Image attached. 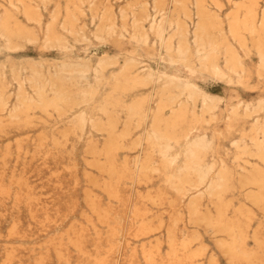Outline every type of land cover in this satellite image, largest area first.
Returning <instances> with one entry per match:
<instances>
[{
    "label": "rangeland",
    "instance_id": "obj_1",
    "mask_svg": "<svg viewBox=\"0 0 264 264\" xmlns=\"http://www.w3.org/2000/svg\"><path fill=\"white\" fill-rule=\"evenodd\" d=\"M0 100V264H264V0H0Z\"/></svg>",
    "mask_w": 264,
    "mask_h": 264
},
{
    "label": "bare ground",
    "instance_id": "obj_2",
    "mask_svg": "<svg viewBox=\"0 0 264 264\" xmlns=\"http://www.w3.org/2000/svg\"><path fill=\"white\" fill-rule=\"evenodd\" d=\"M238 24H239V23H238ZM177 25H178V24H177ZM153 26H154V25H153ZM159 27H161V26H159ZM184 28H185V27H184ZM198 28H199L200 32H204V26H203V25H201V27H198ZM152 29H153V28H152ZM152 29H151V31H152ZM158 30H159V28H158ZM183 30H184V29H183ZM197 31H198V30H197ZM8 32H9V31H8ZM158 32H159V31H158ZM160 33H162V32H160ZM157 34H159V33H157ZM179 34H180V32H179ZM159 35H160V34H159ZM181 35H182V33H181ZM162 36H163V35H162ZM179 36H180V35H179ZM202 36H203V35H202ZM184 37H185V36H184ZM207 37H208V35H207ZM183 39H184V38H183ZM200 39H201V38H200ZM169 40H170V39H169ZM201 40H202V39H201ZM201 40H200L199 42H201ZM166 41H167V40H166ZM181 41H182V40H181ZM196 41H197V39H196ZM213 41H214V40H213ZM168 42H169V41H168ZM184 42H186V41L184 40ZM184 42H183V43H184ZM160 43H161V42H160ZM180 44L182 45V43H180ZM202 44H203V43H201V44H199V45H202ZM208 44L211 45L210 47L208 46L209 48H212V47L215 46L214 44H211V43H208ZM168 45H169V43H168ZM199 45H198V46H199ZM170 46H171V45H170ZM65 47H66V46H65ZM164 47H165V46H164ZM181 47H183V49H184V46H181ZM185 47H186V46H185ZM187 47H188V46H187ZM201 47H202V46H201ZM203 47H204V46H203ZM168 48H169V47H168L167 44H166V49H168ZM198 48H199V47H198ZM169 49H170V48H169ZM181 49H182V48H181ZM185 49H186V48H185ZM201 50H202V49H201ZM213 50H214V49H213ZM168 51H169V50H168ZM181 51H182V50H181ZM199 51H200V50H199ZM209 51H210V49H209ZM183 52H184V50H183ZM212 52H213V51H212ZM177 53H178V50H177ZM199 53H200V52H199ZM204 53H205V52H204ZM167 54H168V53H167ZM188 54H189V53H188ZM201 54H202V53H201ZM178 55H179V54H178ZM204 55H205V54H204ZM202 56H203V55H202ZM202 56H201V57H202ZM207 56H208V55H207ZM205 57H206V56H205ZM205 57H204V59H206ZM185 58H186V57H184V59H185ZM208 58L210 59V57H208ZM176 59H177V58H176ZM204 59H203V60H204ZM199 60H200V57H199ZM173 61H174V60H173ZM207 62H209V61H207ZM108 64H109V63H107V65H108ZM102 65H103V68H104V62L102 63ZM203 65H204V64H203ZM206 65H207V64H206ZM105 66H106V65H105ZM127 67H128V66H127ZM79 68H80V67H79ZM82 68H83V67H81V69H82ZM101 68H102V67H101ZM101 68H100V69H101ZM131 68H132V67H131ZM69 69H70V68H69ZM72 69H73V67H72ZM84 69H85V68H84ZM86 69H87V68H86ZM208 69H209V68H208ZM61 70H64V69L61 68ZM73 70H74V69H73ZM73 70H72V71H73ZM75 70H77V67H75ZM79 70H80V69H78V71H79ZM72 71H71V72H72ZM82 71H83V70H82ZM102 71H103V70H102ZM60 72H61V71H60ZM84 72H85V71H84ZM86 72H87V74H88V70H87ZM36 73H37V72H36ZM54 73H55V72H54ZM62 73H64V72H62ZM73 73H76V72H73ZM77 73H79V72H77ZM81 73H82V72H81ZM81 73H79V75H80ZM102 73H103V72H102ZM94 74H95V73H94ZM98 74H99V73H98ZM122 74H123V73H122ZM122 74H121V75H122ZM152 74H153V73H152ZM37 75H38V74H37ZM70 75H71V73H70ZM79 75H77V76H78V77H77L78 79L80 78ZM150 75H151V74H150ZM60 76H61V75H60ZM151 76H152V75H151ZM82 77H83V76H82ZM97 77H98V76H97ZM40 78H41V77H40ZM85 78H86V76H85ZM148 78H150V77H148ZM40 80H41V79H40ZM146 80H148V79H146ZM167 81H168V80H167ZM75 82H76V81H75ZM40 83H41V82H40ZM179 83H180V82H179ZM24 84H25V83H24ZM32 84H33V83H32ZM47 84H48V83H47ZM166 84H167V83H166ZM166 84H165V85H166ZM177 84H178V83H176V85H177ZM183 84H184V83H183ZM176 85H175L174 87H176ZM180 85H181V84H180ZM185 85H186V84H185ZM186 87H187V86H186ZM186 87H185V88H186ZM172 88H173V87H172ZM53 89H54V88H53ZM165 89H166V88H165ZM169 89H170V87H169ZM173 89H174V88H173ZM192 89H194V88L192 87ZM192 89H191V90H192ZM19 90H20V89H19ZM36 90H38V89H36ZM36 90H35V91H36ZM41 90H42V89H41ZM167 90H168V88H167ZM184 90H185V89H184ZM187 90H188V89H187ZM191 90H190V91H191ZM42 91H43V90H42ZM163 91H164V90H163ZM168 91H169V90H168ZM190 91L188 92L189 94H190ZM199 91H200V90H199ZM37 92H38V91H37ZM40 92H41V91H40ZM43 92H44V91H43ZM183 92H185V91L182 90V93H183ZM193 92H194V91H193ZM89 93H90V92H89ZM89 93H88V94H89ZM197 93H198V92H197ZM199 93L201 94V92H199ZM199 93H198V94H199ZM39 94L43 95L42 93H38V95H39ZM57 95H58V94H56V96H57ZM163 95H164V94H163ZM202 95H203V94H202ZM56 96H55V97H56ZM61 96H62V95H61ZM61 96H60V98H61ZM88 96H89V95H88ZM190 96H192V94H191ZM194 96H195V95H194ZM39 97H40V96H39ZM196 97H197V96H196ZM198 97H199V96H198ZM203 97H204V96H203ZM39 99H40V98H39ZM84 99H85V98H84ZM90 99H91V98H90ZM173 99H174V98H173ZM173 99H172V100H173ZM195 99H196V101H198L197 98H195ZM195 99H194V101H195ZM208 99H209V97H208ZM54 100H55V98H54ZM58 100H59V98H58ZM58 100H57V101H58ZM169 100H170V99H169ZM169 100H168V101H169ZM172 100H171V102H172ZM209 100H210V99H209ZM42 101H43V100H42ZM84 101H85V100H84ZM173 101H174V100H173ZM179 101H180V100H179ZM191 101H192V100H191ZM210 101H211V100H210ZM201 102H202V101H201ZM212 102H213V99H212ZM217 102H218V101H217ZM0 103H1V106H2V101H1V100H0ZM167 103H168V102H167ZM172 103H173V102H172ZM174 103H176V102H174ZM206 103H207V102H206ZM24 104H25V103H24ZM48 104H49V103H48ZM173 105H174V104H173ZM45 106H46V105H45ZM48 106H49V105H48ZM3 107H4V105H3ZM5 107H6V105H5ZM5 107H4V108H5ZM24 107H25V106H24ZM208 107H209V106H208ZM214 107H215V105H214ZM17 110H18V109H17ZM15 111H16V110H15ZM205 111H206V110H205ZM207 111H208V110H207ZM212 111H213V110H212ZM209 112H210V111H209ZM192 115H193V114H192ZM208 115H209V114H208ZM12 116H13V115H12ZM12 116H11V117H12ZM14 116H15V114H14ZM78 121H79V120H78ZM83 122H84V120H83ZM80 124H81V123H80ZM153 134H154V133H153ZM151 136H152V135H151ZM156 136H157V135H156ZM157 137L159 138V135H158ZM153 138H154V137H153ZM153 138H152V139H153ZM159 139H160V138H159ZM161 139H162V137H161ZM152 141H154V140H152ZM194 141H195V140H194ZM198 141H199V140H198ZM198 143H201V142H198ZM190 145H191V144H190ZM190 145H189V147H190ZM192 145H194V143H193ZM192 145H191V146H192ZM199 145H200V144H199ZM195 146H196V145H195ZM195 146H194L193 148H195ZM189 147H188V148H189ZM197 147H198V146H197ZM194 150H197V149H194ZM200 150H201V149H200ZM163 151H164V150H163ZM161 152H162V151H161ZM164 152H165V151H164ZM203 152H204V150H203ZM189 153L192 154V156H193L194 158H193L192 156H190V155H189V157H191V158H193L194 160H196V159H195V156H194V155H196V153H194V154L191 153V152H189ZM166 155H167V153H166ZM163 156H164V155H163ZM198 156H199V154H198ZM170 158H171V157H170ZM164 159H165V158H164ZM169 160H170V163H171L172 160H171V159H169ZM173 160H174V159H173ZM166 161H167V159H166ZM192 161H193V160H192ZM164 162H165V161H164ZM167 163H169V162H167ZM190 163H191V162H190ZM191 165H192V164H191ZM190 167H191V166H190ZM200 169H201V168H200ZM200 169H199V170H200ZM186 170H187V169H185V171H186ZM189 171H190V170H189ZM189 171H188V172H189ZM200 171H202V170H200ZM194 172H195V171H194ZM202 172H203V171H202ZM202 172H200V173H202ZM196 173H199V172H197V170H196ZM208 173H209V172H208ZM200 175H201V174H200ZM202 175H203V174H202ZM206 176H207V174H206ZM202 178H205V176H203Z\"/></svg>",
    "mask_w": 264,
    "mask_h": 264
}]
</instances>
